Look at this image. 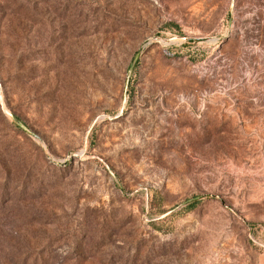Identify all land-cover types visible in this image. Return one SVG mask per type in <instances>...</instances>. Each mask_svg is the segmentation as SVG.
I'll list each match as a JSON object with an SVG mask.
<instances>
[{"label": "rangeland", "instance_id": "obj_1", "mask_svg": "<svg viewBox=\"0 0 264 264\" xmlns=\"http://www.w3.org/2000/svg\"><path fill=\"white\" fill-rule=\"evenodd\" d=\"M0 264H264V0H0Z\"/></svg>", "mask_w": 264, "mask_h": 264}, {"label": "trees", "instance_id": "obj_2", "mask_svg": "<svg viewBox=\"0 0 264 264\" xmlns=\"http://www.w3.org/2000/svg\"><path fill=\"white\" fill-rule=\"evenodd\" d=\"M196 204H197V202L192 203V204L190 205V209L195 208V207H196Z\"/></svg>", "mask_w": 264, "mask_h": 264}]
</instances>
